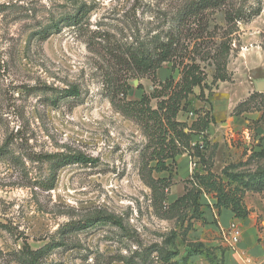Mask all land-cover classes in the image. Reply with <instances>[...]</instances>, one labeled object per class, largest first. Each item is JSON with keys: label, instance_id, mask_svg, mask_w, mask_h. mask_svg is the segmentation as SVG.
<instances>
[{"label": "rangeland", "instance_id": "1", "mask_svg": "<svg viewBox=\"0 0 264 264\" xmlns=\"http://www.w3.org/2000/svg\"><path fill=\"white\" fill-rule=\"evenodd\" d=\"M168 4L0 0V264H26L20 252L25 242L32 249L60 244L41 264H222L220 254L229 247L219 234L211 237L208 222L191 219L189 227L191 208L169 213L163 205L184 193L195 170L209 167L220 174L227 164L236 165L230 172L264 167V90L254 89V81L264 79V0H226L210 15L212 39L223 31L231 39L229 79L212 82L214 66L201 62L206 87L201 96L194 88L177 116L188 125L201 112L212 118L204 132L209 165L182 153L168 161L167 171L155 173L142 125L119 109L120 91L125 80L127 98H138L169 76L178 79L179 72L169 61L154 80L152 74L136 75L128 70L123 49L165 26ZM78 6L86 10L82 27L61 26L37 39L34 32L51 18ZM225 10L238 14L230 25ZM73 86L79 94L66 95ZM77 152L96 161L58 168L54 186L47 188L53 162L42 156ZM161 175L167 187L160 205L154 204L149 182ZM244 202L251 217L257 214L260 234L264 190L245 192ZM102 212L118 216L122 225L68 227Z\"/></svg>", "mask_w": 264, "mask_h": 264}, {"label": "trees", "instance_id": "2", "mask_svg": "<svg viewBox=\"0 0 264 264\" xmlns=\"http://www.w3.org/2000/svg\"><path fill=\"white\" fill-rule=\"evenodd\" d=\"M225 2L226 0H169L165 26L151 34L147 41L140 40L137 44H131L123 49V55L126 56L125 61L129 64L128 70L136 75L152 74V80H154L157 69L164 62L169 61L172 62V69L177 68L179 72L178 79L169 76L157 82L150 93L141 94L139 99L127 98L130 86L125 80L120 91L124 96V101L120 104L119 109L123 114L132 117L142 125L143 132L148 138L147 147L151 148L149 160L153 162V165L150 166V170L155 173L167 171L169 164L173 163L175 157L182 153L198 158L202 166L208 163V158L204 154L206 147L204 132L213 121L212 118L207 112H201L188 125L186 122L178 120L177 116L180 111L186 108L187 99L193 93L194 88L200 89L199 96H201L206 87V74L201 67V62H207L214 66L212 82L229 79L227 62L231 39L228 33L223 31L217 40H214L211 37L212 31L209 29L210 15L223 7ZM85 14L86 10H83V6H78L73 12L51 18L34 34L37 35V39L45 40L49 35L58 31L61 26L82 27ZM236 15L238 14L225 10L226 23L230 25L236 19ZM148 44H150V48L147 46ZM65 92L68 96L79 94L78 89L74 86ZM152 99H156L155 107L151 106ZM246 102L247 100L242 101L234 110L237 113L241 112L238 109ZM196 135L202 139L193 142L192 138ZM262 154V152L256 153V155ZM42 157L53 162L47 188L54 186L58 168L71 163L86 164L96 161L95 158L80 152L44 154ZM235 167V164H227L221 169L220 174L214 173L209 167L195 170L188 181L190 186L185 187L184 193L163 206L169 213L191 208V214L188 216V226L190 227L191 219L192 221L202 219L200 198L203 193H206L214 199L212 205L218 212L222 208H228L235 218H247L250 210L244 203V194L247 191L262 192L264 190V167H257L252 172L238 170L230 172V169ZM232 182L235 183L234 186H232ZM166 183L165 176L150 178L149 187L154 204L164 203L163 191L167 187ZM100 221L110 222L116 226L122 225L118 216L102 212L83 220L69 222L68 227L75 230L84 229ZM59 245L48 242L40 248L32 249L25 242L20 252L26 264H41L42 257L46 252ZM223 253L220 254L222 264H224Z\"/></svg>", "mask_w": 264, "mask_h": 264}, {"label": "crops", "instance_id": "3", "mask_svg": "<svg viewBox=\"0 0 264 264\" xmlns=\"http://www.w3.org/2000/svg\"><path fill=\"white\" fill-rule=\"evenodd\" d=\"M141 96V95H140ZM133 98V99H139ZM179 120V119H178ZM181 121V120H180ZM199 136V135H196ZM195 137V136H193ZM197 140H200L199 138H195V140L192 141L195 142ZM181 154L177 155L175 157V160L180 156ZM160 177H164L161 175ZM179 196V195H178ZM176 196V197H178ZM175 197V198H176ZM208 202H214V199L210 195H201L200 203L202 204L201 210H202V219H200V222L206 221V225L209 227L211 233V237L214 236V234H219L220 236V228L222 226L227 225V223L230 220L237 221L242 225V236L239 242V248L246 250L247 254L252 256L253 262H260L261 264H264V229L259 234L257 225H256V219L257 214L255 216L251 217V213H249L248 217L245 219H237L234 217L232 211L228 208H222L219 212L218 210L212 205H209ZM245 203V202H244ZM246 204V203H245ZM247 206V205H246ZM249 209V207L247 206ZM258 237H261V240L258 241ZM221 241V239H220ZM224 255V264H238L237 259L235 258L234 252L231 250H226L223 253ZM249 255V256H250ZM250 256V257H251ZM249 257V258H250ZM251 259V258H250Z\"/></svg>", "mask_w": 264, "mask_h": 264}, {"label": "built area", "instance_id": "4", "mask_svg": "<svg viewBox=\"0 0 264 264\" xmlns=\"http://www.w3.org/2000/svg\"><path fill=\"white\" fill-rule=\"evenodd\" d=\"M202 195H209L206 193H203ZM209 205L212 206L213 202H208ZM242 236V229L237 221L230 220L227 225L222 226L220 228V237L225 246L229 247V250L233 251L238 259V264H260V263H254L251 262V259L246 256L244 251L240 250L239 248V242Z\"/></svg>", "mask_w": 264, "mask_h": 264}, {"label": "water", "instance_id": "5", "mask_svg": "<svg viewBox=\"0 0 264 264\" xmlns=\"http://www.w3.org/2000/svg\"><path fill=\"white\" fill-rule=\"evenodd\" d=\"M254 89L258 92L264 90V79H258L254 81Z\"/></svg>", "mask_w": 264, "mask_h": 264}]
</instances>
